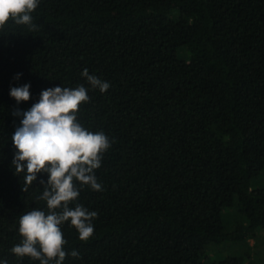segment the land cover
<instances>
[{"label": "trees", "instance_id": "16d2710c", "mask_svg": "<svg viewBox=\"0 0 264 264\" xmlns=\"http://www.w3.org/2000/svg\"><path fill=\"white\" fill-rule=\"evenodd\" d=\"M36 30L0 28V260L19 258V218L39 200L46 173L23 191L12 135L42 90L84 85L83 127L112 141L94 170L102 191L76 203L96 211L79 258L63 264H208L207 246L232 241L246 253L211 264H255L248 241L264 229V0H40ZM110 84L93 89L81 73ZM17 74H20L17 78ZM30 84L19 104L12 87ZM78 186H79V182ZM240 221L226 232L225 212ZM54 264V262H50Z\"/></svg>", "mask_w": 264, "mask_h": 264}, {"label": "clouds", "instance_id": "9594fccd", "mask_svg": "<svg viewBox=\"0 0 264 264\" xmlns=\"http://www.w3.org/2000/svg\"><path fill=\"white\" fill-rule=\"evenodd\" d=\"M39 3L40 0H0V28L12 20L36 30L31 13ZM81 75L93 89L106 92L110 88L108 82L89 74L87 68ZM29 89L30 84L12 87L10 96L18 104L26 102L31 96ZM89 101L84 85L56 86L42 90L39 101L27 111L13 113L23 117L11 137L16 149L12 161L15 173L25 174L23 191L37 180L38 174L48 175L46 183L43 179L39 181L43 192L38 197L46 202L47 212L34 208L19 218L22 240L11 249L19 258L27 256L39 264H63L68 255L79 258L77 250L65 251L68 243L62 231L65 222L70 221L81 241H87L94 234L93 220L98 213L79 203L70 207L78 200L83 186L103 190L94 170L101 167L104 153L112 145L102 131H89L78 121L80 106ZM0 264H8L7 259L0 260Z\"/></svg>", "mask_w": 264, "mask_h": 264}, {"label": "rangeland", "instance_id": "374dc122", "mask_svg": "<svg viewBox=\"0 0 264 264\" xmlns=\"http://www.w3.org/2000/svg\"><path fill=\"white\" fill-rule=\"evenodd\" d=\"M264 184V179L260 175L256 180L251 181L252 187H258ZM241 219L235 211L229 213L225 212V231L233 232L235 228V223L239 222ZM256 237L248 241V246H251L250 259L255 264H264V229H258L256 232ZM246 246L244 244L224 241L218 245L211 244L206 247L204 252L203 260L204 262L211 264L224 260L227 257L240 256L246 253Z\"/></svg>", "mask_w": 264, "mask_h": 264}]
</instances>
